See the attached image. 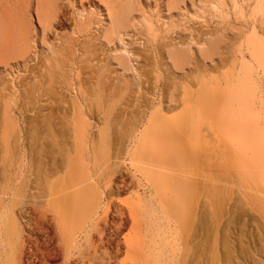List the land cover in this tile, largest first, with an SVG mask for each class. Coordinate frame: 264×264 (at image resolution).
Segmentation results:
<instances>
[{"label":"rangeland","instance_id":"obj_1","mask_svg":"<svg viewBox=\"0 0 264 264\" xmlns=\"http://www.w3.org/2000/svg\"><path fill=\"white\" fill-rule=\"evenodd\" d=\"M60 1H61V5L63 6L64 11L63 9L62 11L64 13H66L68 16H71L73 18L78 17L77 14L78 13L77 7L79 6L78 0L77 3L74 2V0H69V1L60 0ZM94 1L95 4L92 2L90 3L85 2L86 3L85 7L88 8V10L91 12L93 9L90 7V5L92 4L91 6L94 7L95 12L99 14L101 9L103 10V16L109 19L107 16L108 10L106 7L111 5V0H94ZM117 1H119L120 3L119 5L121 6L123 3L129 0H121V1L117 0ZM133 1L135 3L134 15L136 17V22L140 23L138 24L139 31H131L130 35L133 36L134 35L133 33H135L134 35L135 37L131 36L132 37L131 38L130 35H128L129 37L125 36L126 40L124 42L125 43L124 46L127 47V49L136 50L141 48L142 47L141 45L144 46V42L147 43L146 39H151L152 40V43H150L151 46L149 45L148 47L150 49V52L152 51V54H154V56L156 55L155 57H157L158 54L156 53L157 51H159V46L162 43L170 40V38L171 39L187 38L186 40L190 41V43L185 44L184 49L190 46V48L188 47L185 50V53L188 50L187 53H189L188 54L189 57L187 59L188 61H186V64L184 63L183 71H181L182 68L181 69L179 68L177 69V71H174L172 73H169V75H167L161 68L155 69L152 66L150 67L148 66L147 68H150L148 70L151 71L150 72L148 71L149 73L143 78V80L145 81L144 82L145 84L143 83V88L145 92L143 93L141 92L140 94V92L134 93V91H132L130 92L132 94L131 96L129 91L127 92L126 90H121V92L123 91L122 93L119 91L121 94H119L118 92V95L117 94L115 96L112 95L110 99L109 98L110 95L108 94H102V93L99 94L98 92L96 93L95 90L93 91V88L96 87V85L95 87L93 86L95 84L96 79L95 80L92 79L93 83L91 80L88 79L91 76L89 73L90 67H88L89 69L85 68L84 70L87 71H85L84 73V71L81 70L76 65L77 68L74 70V74L78 75L77 73L80 71L83 74H80V78L75 77L72 80V82L74 83L73 87L71 86L70 89H64L63 94L66 93V95L65 96L63 95L64 97L62 96V99L60 97V99L64 102V104H62L61 109L69 108L70 110L71 109L73 110V111L71 110L72 112H70V114L72 115L68 116L70 119H72L71 121L69 120L71 122V126L72 125L74 126L75 124L78 125L79 124L78 122H81L84 119H88L89 122L91 120L90 122L91 129L89 132L90 134L89 138L92 142L93 140H95L93 139L94 135L100 137L101 139L106 138L105 140L107 143L102 142V140H98L100 138H97L95 136L97 138L96 139L97 141L95 140L96 143L100 141L102 143L100 142L99 143L102 145L104 143L105 145L107 144L106 146L108 147L106 146L104 147L103 145L102 150L104 151L105 150L109 151V147L111 146V143L115 144V145L113 144V146L119 147L121 145V142L117 140V136L119 135H120L119 137L126 136L124 138V142L126 141L125 142L126 146H124V143L122 145V147L124 146L123 149H125L124 152L126 153L122 152L123 155L120 156L123 159H121V157L119 159L120 162L122 163L123 169L126 171L124 173L125 176L129 179L132 180L134 179V186L132 187V190H134V192L138 184L142 183L146 185V182L144 180L139 179L141 177V174L137 173L138 170L136 165L137 164L139 165V163L136 160L132 159L133 155L140 147L139 144L143 143L145 147L149 149H153L155 147H158L159 144H162V142L163 143L168 142L169 144L166 145L167 148H169V146L172 145L171 146L172 150L170 155L171 160L173 161V163L177 164L184 159V155L181 152H179L181 150L180 148H184V147L183 146L179 147L175 145L177 144L176 135L175 138L171 136L158 137V135L159 133L165 131L167 132L172 131V133L173 131H175V133L178 135L177 139L183 135L184 140L188 143L186 150L191 149L190 150L191 152L194 151V149L196 148L200 150L199 157L201 158L200 159L201 161L199 163H195V162L193 164L189 163L187 170L192 175V178L193 176H195L194 181L199 182L201 186L200 188L202 189L203 192L202 202L204 203L205 201L208 200V202H206L207 207L209 206L214 208L216 217L219 221V226L216 227V230L205 234L207 240L210 242L209 244L215 247H214V251L212 248L210 252L208 251L206 253V255L204 256V261L207 262V264H226V262H233L234 264H248V263L264 264V255L259 253V251L257 250V248L260 245V237L262 236V234H264V0H133ZM28 2L30 3V5L31 4L32 5L31 6L29 5L30 10H28L29 13L27 14L26 20L32 21L30 19H33V21L31 23L27 21V23L29 24V28L32 29L33 33L36 32V34L38 33L37 35L40 36V37L37 36V42L34 43L35 46L33 49L36 50L38 54L44 55L45 53L47 54L49 52L48 46H50V44L53 43V41H56L57 39L55 34L53 33L49 34L48 35L49 37L47 36V38L42 37L43 36L42 25L38 20V15L36 12V0L21 1V3H25V4H28ZM100 18L101 17L97 15L94 16L93 24L90 28V31L87 33L89 34V39L87 38L88 37L87 34L81 37L80 38L81 43L75 45L76 47L75 50L78 53V55H82L81 47L85 43V37L87 36L86 39L88 40V42L91 43V45L90 43H88V45H90L91 48H95L96 46L97 50L96 48L95 50L97 52L99 51L98 53H101L103 56L105 55L107 57L106 58L107 60L109 59L111 61H116L114 60V55L116 53L115 51L116 46L121 48V46L123 47V45L122 43L121 46L119 45L120 43H117L115 45L113 43L111 44L109 43L110 44L109 45L107 44L108 42H105L106 40H104L103 42L100 38H97L98 37L97 34L100 31L99 23L97 21ZM71 21H72L71 24H68L64 27H60L59 30L61 31V33L65 31L68 34H73L75 23L73 20ZM206 29L210 30V33L212 32L211 30H213L212 32L213 34L212 33L210 35L206 34L205 33ZM217 30L218 31L221 30V31L218 32ZM95 33L97 34L95 35ZM217 35H219V37ZM202 37L204 38L209 37L207 39L208 43L210 46L213 47V48L209 47L210 49L205 48L207 55L206 53H204V51L201 50L203 43L200 45L196 41L199 38L201 39ZM42 40H44V43L42 42ZM216 42L218 43V45L216 44ZM210 43H214L215 47ZM204 46L206 47V45ZM218 46L220 47L218 48ZM214 48L215 49L217 48L219 51H217V49L214 50ZM209 50L211 51L207 52ZM114 51L115 53H113ZM209 56H212L213 59ZM83 62L82 65H87L86 61ZM136 62L138 63L137 60L134 63ZM113 63L112 65H109V68L110 70L111 68H113V73H112L113 75L115 74L117 75V73L119 75H122L118 80V82L121 83L120 85L122 87H125V84H128L130 87L137 89L135 88V86L138 87L137 80L135 78L133 79V77H131L129 74L127 75L121 74L120 68L117 67L116 62ZM89 65L90 64L88 62V66ZM114 69H116V72ZM17 74H19V72ZM165 75H167L166 79L168 78L169 80V86H168L169 90L166 93L167 97L175 99L179 102H177V108L174 111L171 112L163 111L164 113L162 112L163 115H165V117L169 118L167 121L162 120L159 124L153 125L154 126L153 127L150 126L151 124H149V122L153 118V115L155 113H159L160 115L161 109H168L166 104L160 105V98L162 97V95H160L161 91H158L157 93H153L152 91L154 90L153 88L156 87L155 84L156 85L160 84L159 81L161 82L162 78L163 80L165 79L164 77ZM13 76L10 75L9 77L11 78ZM150 78L152 79L151 81L147 80ZM80 86L85 88V90L89 86L90 89L87 92L88 90L87 88L86 90L87 93H85L84 95L86 97L84 96L81 97L82 99L86 98L84 102H82V99H80L78 96V88H80ZM63 98L65 99L69 98L72 101H70L69 99H68L69 101L63 100ZM94 99L97 102L94 101ZM149 99L151 101L154 100L155 101L154 104H152ZM14 100L16 101V99ZM15 101L13 102L15 103ZM65 101L67 103L66 105H65ZM147 101H150L149 103L150 105L147 104L148 103ZM11 102L12 100L9 103ZM106 102L108 104H106ZM63 105H65V107ZM67 105L68 107H66ZM10 108L11 107H9V109L4 108L1 109L2 111H0L1 112L0 125L2 124L0 126V143L1 146L4 145L3 149L0 151V205L3 206V207L0 206V239H2L7 245L9 242L12 243L19 240L18 245L21 246L23 244L22 242H24V246H25L24 250L27 251V254H29V256L26 257V260L23 261V264H32V263L41 264V260L43 259L42 256H45L47 258L54 257L55 259L52 261V264H62L63 262H64L63 264L76 263L77 260H79L78 253L80 249L85 248L87 243L86 242L87 241L86 237H88L87 230L84 228L85 230L83 229L84 231H82V229L80 228L84 220H87V216L81 215L75 219H73V217L70 215L66 216L67 221H65V226L63 222V228L78 233L77 234L78 237H75V242H74V246L76 247L73 246L75 249L73 247L71 248L72 253L70 254V257H67L65 254H63L62 249H59L60 253L57 252L58 253L57 256H55V253L53 252L52 253L54 255L52 254L50 256L48 250L50 248H54L53 245L56 248H59L58 242L61 235H63L64 232H59L58 225H56L55 222L50 224L47 223V221L44 222L43 220H40L39 218L38 219L36 218V220L34 221L35 218L32 216L30 217L29 213L26 212L27 210L25 211L24 209V197H23L25 194L24 188L19 189L17 187L12 190V188L9 187L10 186L9 182L6 183L7 180L9 181L10 179L9 178L10 160L9 158L5 157L7 155V154L5 155V153L9 151L6 149L9 148H6V145L8 144L7 142L9 141V139H12V137L14 139L16 125H20L18 126L20 128L23 125L22 124L23 118L19 114L18 110L10 109ZM82 109H85L86 111L84 112L85 115L83 114ZM87 109H107V111L108 110L109 111L108 112L106 111L107 112L106 114L110 115L109 116L110 120L108 119V116H106L107 117L106 120L107 119L108 120L106 122L105 120L101 121L100 116L91 114ZM113 109H115L116 111L115 110L113 111ZM127 109H129L128 113L130 111L129 114L127 113ZM12 110L14 111L11 112ZM142 110L147 111L146 116L143 118L141 116ZM132 111L133 113L137 114V116L135 114H132ZM137 111L140 112V115H138ZM80 112L83 114L82 116ZM119 112L121 114H118ZM123 113L125 116H123ZM11 114L15 115L14 116L15 119ZM9 115L11 116L10 118ZM118 115H120L119 118ZM79 117L80 118L82 117V120H80ZM114 117H116L118 120L114 121L116 119ZM122 117L123 119L120 120ZM127 117L135 118L137 123L135 122V119H131V118L128 119ZM193 119L197 122L196 123L197 126L195 123H193L194 121ZM4 120L6 122L8 121L7 123H9L8 124L9 126L5 123ZM128 120H132L133 121L132 123H134V125L136 123L138 127L136 134L133 136L130 135L131 134L130 130L132 127H134V125L133 126L128 125L129 124ZM5 128H7L6 131H9L10 128V131L4 134ZM12 128H14V130H12ZM124 128H126L127 130ZM12 131H14V133ZM101 132H103L102 133L103 135L101 134ZM115 132L118 135H116ZM192 132L198 135L194 136L195 137L194 138L192 137L193 136ZM2 133L6 137H4ZM8 133L12 134L10 135L11 137L9 136V138L7 136ZM104 133L107 136L104 135ZM121 134H123V136H121ZM111 135L113 137H111ZM173 135L174 133L172 134V136ZM108 136L111 137L110 140ZM5 138L6 141L8 140L7 142L5 141ZM122 139L120 138L121 141ZM10 141H9L10 143H13V140ZM117 141L120 144H118ZM4 142L7 144H5ZM115 142H117L119 146ZM70 144L71 143H69L67 147L69 148L68 150L70 151L69 155L73 157L75 147L73 150V145ZM9 146H11V144ZM111 148L114 149L112 146ZM217 149L219 150L217 151ZM107 151H105L104 154L105 156L108 153ZM131 153L133 154L131 155ZM159 157H165V156H159ZM187 157L190 158V155H187ZM153 168L159 171L171 172L173 175L176 174L178 171V167L175 165L169 167L168 168L169 170L163 167H157V168L153 167ZM136 173L138 175H136ZM207 180L209 181V183L207 182ZM178 184L179 181L177 179L172 180L170 182L172 192H174L176 188H178ZM17 189L20 191H18ZM147 192H148L147 194L150 193L148 189ZM122 194L118 197V199L129 200L132 202L138 201V198L135 196L136 193L125 191ZM17 195H19V197ZM3 196L4 197L6 196L7 200L4 199ZM16 197L19 198V200H17ZM15 198L16 201L14 200ZM1 200H4L2 204H1ZM44 200L45 198L41 200L42 203L40 204H44L45 208L47 207L48 210L50 209L49 210L50 215H54L58 211L56 205L55 204L48 205L47 202L43 203ZM15 202L17 203L15 204ZM39 205H36L35 207L37 208L34 207L33 208L34 210L32 209L33 211L35 210L37 211L35 216L39 214L41 209H43L42 208L43 205L41 206ZM177 209L178 207L176 205L173 206V211H175L173 212L174 216L175 214H177ZM228 218L230 219V221ZM161 220H162L161 218L150 219V221L149 219L147 220L152 224L151 227H154V231L152 234L153 236L147 235L148 238L146 236L148 242L151 240L149 243L153 242L152 245L153 247L152 246L151 248L149 247L147 256H149L150 259L152 258L153 261L161 260L162 262L161 264H169V263L180 264V261L184 260L185 258V245H186L185 243L187 242L188 235L192 231H190V233L189 232L187 233V229L184 230L183 226L181 227L179 224L178 226H175L176 224H173L170 233L168 234L167 237H165L163 234L164 228L161 224ZM227 221L230 222L229 224H227L228 226H226ZM35 224H37V227ZM41 230L44 232H42ZM27 238H29L30 240ZM49 238L50 240H52V242L48 240ZM121 239L123 238L121 237ZM76 241H77V245H75ZM47 243H49L50 245H47ZM165 243L167 245L166 247L163 246L165 245ZM0 249L2 250L1 246ZM98 255L104 256V253L100 252V254L98 253ZM111 263L133 264V263H137V259L129 256L127 253V249L124 246L123 248H121L117 257H115Z\"/></svg>","mask_w":264,"mask_h":264},{"label":"bare ground","instance_id":"obj_2","mask_svg":"<svg viewBox=\"0 0 264 264\" xmlns=\"http://www.w3.org/2000/svg\"><path fill=\"white\" fill-rule=\"evenodd\" d=\"M21 1L0 0V111H2L1 109L4 108L9 109V107H11L10 109H17L19 114L23 118L22 127L20 128L18 127L20 125H16L15 133L14 131H12L15 134V137L14 139L12 137V139H9V141L13 140V143H10L12 141L9 142L8 140L7 142L5 138V141L8 144L9 143L11 144V146H9L10 144L8 145L7 143L4 142L5 144L8 145V146L6 145V148H9V149L5 148L6 150H9L8 152L6 151L7 153H5V155L6 154L7 155L5 157L9 158L10 160V166H9L10 179L9 181L7 180L6 183L9 182L10 186L9 185L8 186L11 187L12 190L17 187L19 189L24 188L25 190L24 192L25 194L23 196L24 209L25 211L27 210L26 212L29 213L30 217L32 216L35 218L34 221L36 220V218L37 219L39 218L40 220H43L44 222L47 221V223L50 224L55 222V224L58 225L59 232H64L66 234L65 235L63 233V235H61L60 237L58 242L59 248H56L53 245L54 248H50L48 250L49 255L51 256L53 253H55V256H57L58 254L57 252H59V249H62L63 254H65L67 257H70V254L72 253L71 248L74 246L75 237H78L77 235L78 233L63 228V222L65 226V221H67L66 219L67 215L72 216L73 219L77 218L78 216L85 215L87 216V220H84L80 228L82 229V231H84L85 229L87 230L88 233V237H86L87 243L85 242L86 243L85 248L80 249L79 253L77 252L79 254V260H77L76 263H71V264H112L111 262L115 257H117L121 248H123L124 246L127 249L128 255L137 259V263H133V264H161L162 263L161 260L153 261L152 258L150 259L149 256H147L149 247L151 248L153 242L149 243L151 240L148 242V240L146 239V236L152 235L154 231V227H151L152 224L149 222L150 219L161 218L162 219L161 224L164 228L163 234L165 237H167L168 234L170 233L173 224H176L175 226H178V224L181 227L183 226L184 230L187 229V233L188 232L190 233V231H192L187 237V242L185 243L186 244L185 258L184 260L180 261V264H207V262L204 261V256L208 251L210 252L212 248L214 251L215 246L213 247L212 245L209 244L210 242L207 240L205 234L216 230V227L219 226V221L216 217L214 208L209 206L207 207L206 202H208V200L205 201L204 203L202 202L203 192L202 189L200 188L201 186L199 182L194 181L195 176H193L192 178V175L187 170L189 163L193 164L194 162L199 163L201 161L200 160L201 158L199 157L200 150H198V148L194 149V151L192 152L190 151L191 149L186 150L188 143L184 140L183 135L177 139L178 135L175 133V131H173L174 133L173 136H172L173 134L172 131H168V132L165 131L159 133L158 137L171 136L175 138L176 135L177 144L175 145L179 147L182 146L184 147V148H180L183 151L181 150L179 151L184 155V159L177 164L173 163V161L171 160L170 155H171L172 145L169 146V148H167L166 145L169 144L168 142L167 143L162 142V144H159L158 147H155L153 149H149L145 147L143 143L139 144L140 147L137 149L132 159L136 160L139 163V165L138 164L136 165L138 170L137 173L141 174L142 178L139 176L140 177L139 179L144 180L146 182V185L142 183L138 184L134 192V190H132V187L134 186V179L132 180L125 176L124 173L126 171L123 169L122 163L120 162L119 159L123 155L122 152H124L125 150L123 149V147L126 146L125 145L126 141L124 142V138L126 136L125 137H119L120 135L117 136V140L121 142V145L120 146L118 145L120 144L118 141H117L118 144L117 142L115 143L121 148L117 146L115 147L113 146L114 143L113 144L111 143V146L114 149H112L110 146L109 151L105 150L108 152L107 155L105 156L104 155L105 151L102 149H103V145L104 147L107 145V144L105 145V143H107L105 140L106 138L101 139L100 137L94 135L93 139L96 140L97 138H100L98 140H102V142H105L103 145L100 144L102 142L99 141L100 143L99 142L96 143L97 140L95 141L93 139L92 142L89 138L90 135L89 132L91 129V123H90L91 120L89 122L88 119H84L83 121L78 122L79 123L78 125L76 124H75L76 126L72 125L74 127L73 128L70 122L72 119L68 117L72 115L70 114V112H72L73 110L71 109L72 110L71 111L69 108L61 109L62 104H64V102L61 100L62 96L66 95V93L63 94L64 89H70L71 86L73 87L74 83L72 82V80L75 77L80 78V74H83L80 70L79 71L81 73L78 72L77 73L78 75L74 74V70L77 68V66L81 70H83L84 73L85 71H87L84 69L90 67L89 73L91 76L88 79L91 81L92 79L93 80L96 79L95 84L93 85L94 87L96 85V87L93 88V91L95 90L96 93L98 92L99 94L101 93L108 94L110 95L109 98L112 95L113 96H115L116 94L118 95V92L119 91L121 92V90H126L127 92L129 91V93L132 91H134V93L140 92L141 94V92L142 93L145 92L143 88V83L145 81L143 80V78L151 71L148 70L150 69L147 68L148 66L149 67L152 66L155 69L161 68L167 75H169V73L177 71V69L179 68L180 69L182 68L181 71H183L184 63L186 64V61H188L187 59L189 57L188 56L189 53H187L188 50L186 53L185 50L188 47L190 48V46L186 47L185 49L184 47L185 44L190 43V41H187L186 40L187 38L186 39L185 38L176 39L175 37H174L175 39L170 38V40L162 43L159 46V51H157L156 53L158 54L157 57H155L156 55L154 56V54H152V51L150 52V49L148 47L150 43H152L151 39H146L147 43L144 42V46L141 45L142 47L139 49L136 50L127 49V47L124 46L125 45L124 42L126 40L125 36L130 35L131 31H139L138 24H140L139 22H136V17L134 15L135 3L133 0H129L123 3L121 6L119 5L120 4L119 1L111 0V5L106 7L108 10L107 16L109 19L103 16V10L100 9L99 14L95 12L94 7L91 6L92 4L90 5V7L93 9L91 12L88 10V8L85 7L86 4L85 2L88 3L92 2L95 4L94 0H78L79 6L78 7L76 6L78 12L77 18L68 16L66 13L63 12L64 9L63 6L61 5L60 0H36V12L38 15V20L42 25V35H43L42 37L47 38L49 34L53 33L55 34L57 39L56 41H53V43L49 42L51 43L50 46H48L49 52L47 54L45 53L46 55L42 54L43 55L42 56L38 54L36 50L33 49L35 46L34 43L37 42V36H39L37 35L38 33L37 34L36 32L33 33L32 29L29 28V24L27 23V21L31 23L33 19H30L32 21L26 20L27 14L29 13L28 10H30L29 5L31 2L29 1L30 3L28 2V4H25V3H21ZM74 2L77 3V0H74ZM96 15L101 17L97 21L99 23V29H100L98 34L95 33V35L97 34L98 36L97 38H100L103 42L104 40H106L105 42H108L107 44L113 43L115 45L117 43H120L119 45L121 46L122 43L123 45V47L121 46V48L116 46L115 49L116 53L115 51L113 52L115 53V55L114 54L113 55H114V60L116 61H111L109 59L107 60L106 59L107 57L105 55L103 56L101 53H98L99 51L98 52L96 51L97 50L96 46H95L96 50L95 48H91L90 46L91 43L88 42V40L86 39L87 36L85 37V43L81 47L82 55H78V53L75 50L76 49L75 45L81 43L80 38L90 31V28L93 24L94 16ZM71 20H73L75 23L73 34H68L65 31H64L65 33L64 32L61 33V31L59 30L60 27H64L68 24H71L72 22ZM211 31L213 32V30ZM205 33L209 35L211 34L210 30L207 29L205 30ZM133 34L135 35V33ZM87 35H88L87 38L89 39V34ZM134 35L133 36L130 35V37L131 36L135 37ZM217 36L219 37V35ZM208 38L209 37L207 38L202 37L201 39L199 38L198 40H196L200 45L203 43L201 50L204 51V53H206L205 48L210 49L212 47L208 43L207 40ZM42 42L44 43V40H42ZM88 43H90V45H88ZM210 44H212L213 46L215 45L214 43H210ZM216 44L218 45L217 42ZM204 45H206V47ZM219 47L220 46H218V48ZM216 49L214 48V50ZM210 51L211 50L207 52ZM217 51L219 50L217 49ZM209 57L213 59L212 56ZM136 60L138 61V63L137 62L134 63ZM83 61H86L87 65H82ZM88 62L90 64L89 66H88ZM113 62H116L117 67L120 68L121 74L124 75L129 74L131 77H133V79L135 78L137 80L138 87L135 86V88L137 89L130 87L128 84H125V87H122L120 85L121 83H119L118 80L122 75H119L118 73L117 75L115 73H114L115 75H113L112 74L113 68H111V70L109 68V65H112ZM114 70L116 72V69ZM18 72L19 74H17ZM10 75L12 76L14 75V76L10 78L9 77ZM167 75L164 76L165 77L164 80L162 78L161 82L159 81L160 84L157 85L155 84L156 87H154L153 88L154 90L152 91L153 93H157L158 91H161L160 95H162V97L160 98V105L166 104L168 109H161L160 115L159 113H155L153 115L152 120L149 122V124H151L150 126L159 124L162 120L167 121L169 118L163 115L164 113L163 111L171 112L177 108V102L179 101L172 98H168L166 95V93L169 90L168 89L169 80L168 78L166 79ZM147 80L151 81L152 79L150 78ZM87 88L86 90L88 92L90 90L89 86ZM86 90L81 86L80 88H78V96L80 99H82L81 97L84 96L85 93H87ZM120 92L119 94H121L123 91L121 93ZM130 95L132 96L131 93ZM14 99H16V101ZM68 99L63 98V100L69 101L70 99L69 100ZM85 99L86 98L82 99V102H84ZM11 100L12 102L15 101V103L14 102H13L14 104L12 102L9 103ZM94 101L96 100L94 99ZM150 101H147L148 102L147 104H149ZM154 102H155L154 100L151 101L152 104H154ZM66 104L67 103L65 101V105ZM106 104L108 103L106 102ZM65 105L63 106L65 107ZM66 107H68V105ZM87 110L93 115L100 116L101 121L105 120L106 122L109 119L110 115L106 114L109 111V110L107 111V109H87ZM114 110L115 109H113V111ZM128 110L129 109H127V113ZM13 111L14 110H12L11 112ZM82 111L83 114L84 112H86L85 109H82ZM141 113H142L141 116L143 118L146 116L147 111L142 110ZM80 114L81 116L83 115L81 112ZM118 114L121 113L119 112ZM132 114L135 113H133L132 111ZM135 115L137 116V114ZM138 115H140V112H138ZM14 116L15 115H13V117ZM106 116H108L107 120H106L107 118ZM119 116L120 115H118V118ZM123 116H125L124 113ZM10 117L11 116L9 115V118ZM132 117L129 118L127 117V118L135 119ZM122 119L123 117L120 120ZM80 120H82V117L80 118ZM117 120L118 119L116 118L114 121ZM128 121H129L128 125L131 126L134 125V123H132L133 122L132 120H128ZM194 121L193 123L196 124L197 122ZM7 122L5 121V123L8 125L9 123ZM136 123L134 127H132L133 129L131 128L130 130L131 136L135 135L137 132L138 127ZM6 130L7 128H5L4 134L6 132H9ZM12 130H14V128H12ZM102 133L103 132H101V134ZM105 133L104 135H106ZM4 134L3 136L6 137ZM8 134L7 136L9 138V136L12 134L10 133ZM192 135H193L192 137H194L198 134L192 132ZM121 136H123V134H121ZM111 137L113 136L111 135ZM111 137H109V140L111 139ZM120 138L121 139L123 138L122 139L123 142L120 140ZM69 143L73 145V150L75 147L73 157L69 155L70 151L68 150L69 148L67 147ZM123 143L124 146L122 147ZM3 146H1L0 143V151L3 149ZM218 150L219 149H217V151ZM132 154L133 153H131V155ZM187 155H190V158L187 157ZM159 156H165V157H159ZM121 159L123 158L121 157ZM173 165L178 167V171L176 170L177 173L174 175L171 172L159 171L153 168V167L156 168L163 167L168 169ZM137 173L136 175H138ZM174 178H176L179 181V184H178V188H176V190L172 192L170 182L172 180H176ZM208 180L207 182L209 183ZM147 189L150 192L149 194H147L148 193ZM125 191L136 193L135 196L138 198V201L132 202L129 200L118 199V197ZM17 196L19 197V195ZM3 198L6 199V196L5 197L3 196ZM16 198L14 199L15 201ZM44 198L45 200L43 201V203L47 202L48 205H52V204L56 205L58 211L54 215H50V211H49L50 209L48 210L47 207L45 208L44 204H40L42 203L41 200ZM17 200H19V198H17ZM3 201L4 200H1V204ZM16 203L17 202H15V204ZM36 205L39 206L43 205L42 207L43 209H41L39 214L35 216L37 211L36 210H35L36 212L33 211L34 210L33 208ZM175 205L178 207V209H177V214H175L174 216L173 212L175 211H173V206ZM148 219L149 221H147ZM229 221H227L226 226H228L227 224L230 223ZM35 225L37 227V224ZM121 237L123 239H121ZM263 239H264V234H262V236L260 237V245L257 248V250L259 251V253L264 255ZM48 240H50V238ZM50 241L52 242V240ZM18 242L19 240L12 243L9 242L7 245L2 239H0V246L2 247V250L0 249V264H23V261L26 260V257L29 256V254H27V251L24 250L25 248L24 242H22L23 244L21 243L23 246L22 245L19 246ZM49 243H47V245H50ZM75 245H77V241ZM163 246L166 247L167 246L166 243ZM100 252H103L104 256H99L98 253L100 254ZM42 257L43 259L41 258L42 259L41 264H52V261L55 259L54 257H48V258L45 256ZM226 264H234V263L226 262Z\"/></svg>","mask_w":264,"mask_h":264}]
</instances>
